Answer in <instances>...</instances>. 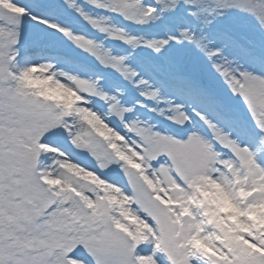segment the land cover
<instances>
[{"label": "snow or ice", "instance_id": "6c2138e0", "mask_svg": "<svg viewBox=\"0 0 264 264\" xmlns=\"http://www.w3.org/2000/svg\"><path fill=\"white\" fill-rule=\"evenodd\" d=\"M0 264H264V0H0Z\"/></svg>", "mask_w": 264, "mask_h": 264}]
</instances>
